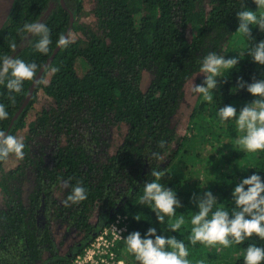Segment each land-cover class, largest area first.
I'll return each instance as SVG.
<instances>
[{"label":"trees","instance_id":"16d2710c","mask_svg":"<svg viewBox=\"0 0 264 264\" xmlns=\"http://www.w3.org/2000/svg\"><path fill=\"white\" fill-rule=\"evenodd\" d=\"M243 2L247 10L258 9L253 0L14 1L0 30V56L35 62L40 66L37 78L41 76L26 81L21 93H9L0 85V104L8 112V118L0 120V130L17 136L25 146L22 160L11 155L0 161V264H74L118 216L129 218L128 231L118 243L121 253L127 250L124 239L130 233L139 231L143 237L150 227L158 235L184 240L190 264H244L249 244L264 247L255 236L229 248L189 242L190 219L199 211L194 196L211 191L218 207L231 211L233 189L243 178L255 173L264 179V151L246 155L229 150L232 160L246 158L241 160L243 169H235L237 175L215 165L214 172L192 176L176 164L189 133L178 134L174 119L186 86L200 74V61L209 52L239 59L235 68L222 70L225 76L218 78L213 98L242 107L256 99L246 89L230 91L239 78L248 83L264 79V66L247 54L264 40V32L250 25L251 39L242 35L240 49L234 50ZM52 4L55 8L43 22L51 33L49 52L35 50V36L20 48L29 35L22 38L18 30L26 22H40ZM62 34L71 41L67 47L57 45ZM12 40L17 42L14 52L9 47ZM80 62L85 69H80ZM145 72L153 75L147 90L142 86ZM40 94L45 104L32 117ZM10 96H15V103ZM198 114L195 110L193 121ZM122 127L125 136L115 152L105 146L106 153L98 157L112 129ZM227 127L230 148L238 130L231 122ZM154 152L160 160L152 158ZM9 159L16 163L11 169L6 168ZM207 162L218 164L215 158ZM152 168L165 173L159 182L182 204L176 217H166L163 224L154 206L139 203L144 184L153 179ZM77 182L87 190V199L66 207L63 201ZM95 213L97 222L92 223ZM181 214L186 222L173 233L169 224ZM56 225L66 230L65 241L77 233L64 252ZM127 264H137L132 254Z\"/></svg>","mask_w":264,"mask_h":264},{"label":"clouds","instance_id":"9594fccd","mask_svg":"<svg viewBox=\"0 0 264 264\" xmlns=\"http://www.w3.org/2000/svg\"><path fill=\"white\" fill-rule=\"evenodd\" d=\"M258 11L264 10V0H253ZM237 12L239 26L237 32L251 39V28L257 26L264 32V12L259 16L257 12L247 10L244 2ZM23 34L38 37L34 45L36 51L47 54L52 44L50 29L43 22H26L18 30ZM70 39L63 34L57 40V45L67 47ZM10 49L14 52L17 48L15 40L10 41ZM247 54L253 61L264 66V40L251 47ZM239 63L237 57L225 58L215 52H209L200 61V74L204 75L202 84H194L190 81V91L202 97L203 101L212 103L213 93L218 89V78L225 76L222 70H231ZM58 69H53L57 71ZM40 66L35 62H25L14 56H0V85L7 88L9 93H21L25 82H34ZM246 89L253 97L250 103L245 104L237 113L232 105L219 108L217 114L221 121H235L236 128L241 135L236 144L244 152L257 153L264 151V79L254 80L251 83L239 78L237 85L230 91L236 92ZM15 103V96L9 97ZM8 118V112L3 104H0V120ZM165 141L159 142L163 148ZM24 143L15 135L0 130V161L7 160L14 155L17 159L24 158ZM152 158L160 160L159 153H152ZM165 173L152 168L153 179L143 186V195L140 197V205L154 206L157 221L165 223V218L176 217V209L182 207L175 192L164 186L159 181ZM87 190L81 182L72 187L71 193L63 201L67 207L69 203L79 204L87 199ZM234 207L229 211L226 207H218L217 198L211 191H206L201 196H194V202L198 207V213L191 216V231L189 242L193 245L199 243L211 248L217 245L229 248L233 244L240 245L253 236L264 241V179L259 174H252L243 178L232 192ZM139 220V218L137 217ZM183 214L169 224L171 232H178L185 224ZM125 240L127 251L132 254L137 264H190L189 249L184 240H178L175 236L165 237L158 235L156 228L150 227L144 236L139 231L130 233ZM244 264H264V247L255 243L249 244L245 249Z\"/></svg>","mask_w":264,"mask_h":264},{"label":"rangeland","instance_id":"374dc122","mask_svg":"<svg viewBox=\"0 0 264 264\" xmlns=\"http://www.w3.org/2000/svg\"><path fill=\"white\" fill-rule=\"evenodd\" d=\"M51 7L54 8L55 5L52 4ZM87 8L90 9L91 5H89ZM260 11H258V9L256 10V12H260ZM91 20H93L92 17L88 18V21ZM242 35H243L242 33H238L234 37L233 39V43L235 46L234 50L240 49L239 38H241ZM31 37L32 36L29 35L20 48L25 47ZM79 65H80V69H85L86 67L85 64L81 62L79 63ZM204 78L205 77L203 74H198L192 80H194V84L199 85L203 83ZM152 79H153V75L150 72L144 73L143 83H142L144 90H147ZM214 94L215 91L213 95ZM44 100H45L44 95L40 94L38 104L36 105L35 109L31 112L32 117L33 115L37 114L38 110L43 108V105L45 104ZM200 104L203 105L202 111L199 109V107L201 106ZM225 105L228 104L224 103V101H218L217 97H215L212 103L203 101L201 96L192 93L190 91V84L188 83L185 89V97L183 99L182 106L179 110V113L174 119V126L178 134L185 135L189 133L188 134L189 140L188 142H186V144L184 145L182 151L179 153V156L177 158V161H180L176 163L178 170L179 168L182 167L184 168L183 169L184 172L186 173L189 172V175L191 174L192 176H195L196 173V176L200 177V175H202L204 172L206 174H208V171L214 172L215 168L213 167H215V165L225 169V171L229 173L234 172L235 175H237L235 169H237V171H239V169H243V164H242L243 161L241 160H245L246 158L237 161V160H232L228 155L229 150H234V151H243V150L237 147L236 143H234L229 148L231 142L229 136H226V132L228 131L227 126L229 125L230 122L235 124V121H228V122L221 121L217 114L219 108H222ZM230 105H232L237 109V113H239V110L242 108V105L237 104L236 102ZM195 110L196 111L199 110L201 114L200 115L198 114L193 121L192 116ZM191 129L194 133L191 131ZM235 130H237V128H235ZM125 132H126L125 127H122L120 129L118 128L112 129L108 137V141L105 143L102 149H98L99 152L101 151L98 157L102 159V156L106 153V147L108 152L114 153L117 147L123 141ZM237 135L239 137L241 133L238 132ZM219 137L220 140L218 139ZM104 138H107V136H105ZM245 153L246 155H248V152ZM212 158L217 159L218 164H215L213 162L210 163L207 162L210 161ZM203 160H204L203 164H200V162ZM15 165H16L15 160L9 159V161L6 164V168L11 169ZM205 167H207V169L201 170V168H205ZM204 180L205 182L209 181L207 177H204ZM97 216H98L97 213L93 215L91 219L92 223L97 222ZM55 230L58 238V243L64 244L62 248L64 252L71 244L75 242V240L77 239L76 238L77 233H74L65 241L64 235L66 230L61 225H56ZM129 255L130 253L127 250H125L123 253H120L119 258L121 259L123 264H127V259L129 258Z\"/></svg>","mask_w":264,"mask_h":264},{"label":"built area","instance_id":"2783aa9c","mask_svg":"<svg viewBox=\"0 0 264 264\" xmlns=\"http://www.w3.org/2000/svg\"><path fill=\"white\" fill-rule=\"evenodd\" d=\"M129 228V218L118 216L93 241L83 255L77 256L74 264H123L118 243L123 240Z\"/></svg>","mask_w":264,"mask_h":264},{"label":"bare ground","instance_id":"6f19581e","mask_svg":"<svg viewBox=\"0 0 264 264\" xmlns=\"http://www.w3.org/2000/svg\"><path fill=\"white\" fill-rule=\"evenodd\" d=\"M12 4V0H0V27L6 15L8 14V10Z\"/></svg>","mask_w":264,"mask_h":264},{"label":"water","instance_id":"95a60500","mask_svg":"<svg viewBox=\"0 0 264 264\" xmlns=\"http://www.w3.org/2000/svg\"><path fill=\"white\" fill-rule=\"evenodd\" d=\"M14 1H15V0H12V4H11L9 10H8V14L6 15V17L4 18V20H3V22H2V25H1V27H0V30H1V28L3 27L4 22L6 21L8 15H9L10 12H11V9H12V6H13ZM51 6H52V5H51ZM51 6H50V8L48 9V11L44 14V16L42 17L41 21H43V20L45 21V20L47 19V17L50 15L51 11L55 8V7L52 8ZM63 7L65 8V5H63ZM71 17H72V24H71V28H72L73 23H74V21H75V16L72 15ZM41 21H40V22H41ZM44 21H43V22H44ZM70 30H71V29H70ZM40 76H41V74L38 76L37 80L39 79Z\"/></svg>","mask_w":264,"mask_h":264},{"label":"flooded vegetation","instance_id":"af4514ba","mask_svg":"<svg viewBox=\"0 0 264 264\" xmlns=\"http://www.w3.org/2000/svg\"><path fill=\"white\" fill-rule=\"evenodd\" d=\"M28 38V37H27Z\"/></svg>","mask_w":264,"mask_h":264}]
</instances>
